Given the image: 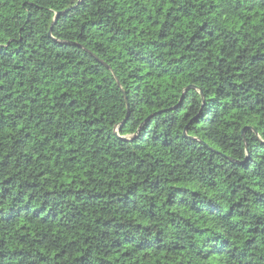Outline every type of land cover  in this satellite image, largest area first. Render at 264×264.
Returning a JSON list of instances; mask_svg holds the SVG:
<instances>
[{"label": "trees", "instance_id": "trees-1", "mask_svg": "<svg viewBox=\"0 0 264 264\" xmlns=\"http://www.w3.org/2000/svg\"><path fill=\"white\" fill-rule=\"evenodd\" d=\"M0 264H264V0H0Z\"/></svg>", "mask_w": 264, "mask_h": 264}, {"label": "water", "instance_id": "water-1", "mask_svg": "<svg viewBox=\"0 0 264 264\" xmlns=\"http://www.w3.org/2000/svg\"><path fill=\"white\" fill-rule=\"evenodd\" d=\"M59 17V14H56L54 17V21H56V19ZM48 35H51V31H49Z\"/></svg>", "mask_w": 264, "mask_h": 264}]
</instances>
